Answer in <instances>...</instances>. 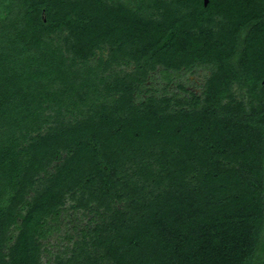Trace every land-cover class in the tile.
<instances>
[{"label":"trees","instance_id":"16d2710c","mask_svg":"<svg viewBox=\"0 0 264 264\" xmlns=\"http://www.w3.org/2000/svg\"><path fill=\"white\" fill-rule=\"evenodd\" d=\"M69 202L53 264H264V0H0V264H49Z\"/></svg>","mask_w":264,"mask_h":264},{"label":"rangeland","instance_id":"374dc122","mask_svg":"<svg viewBox=\"0 0 264 264\" xmlns=\"http://www.w3.org/2000/svg\"><path fill=\"white\" fill-rule=\"evenodd\" d=\"M224 10L225 9L222 8L219 16L217 17L218 25L227 21L224 13L226 11ZM188 11H190V8L186 6L180 9L181 13ZM103 54L106 59L108 57V51L105 50ZM161 68L163 67L158 65L155 69H152L148 75V79L144 83L148 85V89L154 86L155 88H153L152 91L158 94H162L166 91L168 93L174 92L188 97H191L192 94H200L210 76V71L206 68H193L191 70L181 68L178 73L179 76H176L172 83L167 84L166 82L159 80V70ZM130 69H132L131 66L125 67L127 72ZM180 86H183L184 89ZM234 89L238 98L242 99L246 97V92L244 90H238L237 86H235ZM148 94L149 93L145 89L142 91V96L144 98ZM70 204L71 202L66 203L64 205L66 210H62L58 216L49 215L45 219L44 227H52L53 232L50 235L38 240L42 246V257L44 263L48 262L49 264H53L55 254H60L62 252L67 253L70 256L72 247L75 246L77 241L80 242L83 238V232L88 230L94 224L91 221L93 216L91 213L85 210H73L69 207Z\"/></svg>","mask_w":264,"mask_h":264},{"label":"flooded vegetation","instance_id":"af4514ba","mask_svg":"<svg viewBox=\"0 0 264 264\" xmlns=\"http://www.w3.org/2000/svg\"><path fill=\"white\" fill-rule=\"evenodd\" d=\"M209 2H210V0H202V3H203L204 5H208Z\"/></svg>","mask_w":264,"mask_h":264}]
</instances>
